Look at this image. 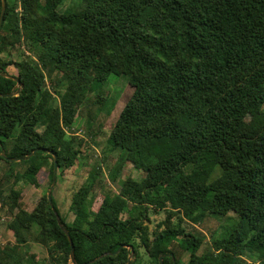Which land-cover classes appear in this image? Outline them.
Listing matches in <instances>:
<instances>
[{
	"label": "trees",
	"instance_id": "1",
	"mask_svg": "<svg viewBox=\"0 0 264 264\" xmlns=\"http://www.w3.org/2000/svg\"><path fill=\"white\" fill-rule=\"evenodd\" d=\"M113 73L126 76L131 93L107 141L141 178L126 179L92 210L93 169L71 195L68 223L52 189L50 202L45 195L32 211H17L9 224L15 242H27L37 225L51 257L57 248L64 262L67 231L79 264H126L131 250L134 264L137 240L156 264L160 255L163 264H180L183 252L186 264H246L241 257L253 253L264 264V0H5L0 154L26 164L16 178L32 182L47 168L51 185L76 163L80 150L67 129L86 91ZM149 208L167 213L151 240ZM229 212L236 226L202 253V238L168 225L174 214ZM3 249L0 264H22L15 249Z\"/></svg>",
	"mask_w": 264,
	"mask_h": 264
},
{
	"label": "rangeland",
	"instance_id": "2",
	"mask_svg": "<svg viewBox=\"0 0 264 264\" xmlns=\"http://www.w3.org/2000/svg\"><path fill=\"white\" fill-rule=\"evenodd\" d=\"M66 3L59 6L58 11L61 12L67 5ZM19 51L24 53L22 47L19 48ZM11 56L14 60H18L14 50H11ZM27 56L29 55L27 54ZM6 71L14 76L16 74V69L13 66H8ZM45 81L47 87L51 88L47 76H45ZM53 86H56L55 82ZM91 86L92 88L85 93L71 128L67 129V137L74 138V147L80 150V154L76 163L62 171L60 179L54 182L52 187L60 215L65 218L67 223L73 218L72 213L68 210L71 195L87 180L93 169L99 167L98 177L93 185L92 210L100 204L104 197L118 193L126 179L137 181L141 178V174L133 168L132 164L125 161L124 153L113 149L107 141L110 126L131 93L126 76L113 73L104 85ZM261 113H264V108ZM35 129L37 132H41L43 125L37 124ZM11 163L8 165L0 161V247L7 252L9 249H15V254L22 259V264L33 263L29 259V255H33L34 260H42L46 264H71L69 260L64 262V252L57 248L52 250L51 257L46 250L45 240L37 225L30 228L31 236L29 238H27L26 232L27 242L22 245L15 242L14 231L9 227V224L19 209L26 212L32 211L39 199L47 195L50 184L47 168L41 169L34 181L27 182L20 176L15 177L16 174L20 175L23 172L26 164L20 163L18 160ZM10 190L16 192L17 197L13 196ZM127 208L129 205L126 206ZM126 216V212H124L121 217L125 218ZM166 216L165 210H154V208L147 210L148 219L145 221V226L148 229L150 240L153 232L159 229L158 225L165 221ZM170 217L168 225L179 224L185 232L204 240L198 253L204 252L211 245V238L214 236L218 238L226 236L229 231L234 229L238 221V217L233 212H229L225 216L196 213L193 219L182 220L176 214ZM221 224L224 225V228L220 227ZM136 247L138 256L134 264H156L138 240ZM256 254H245L241 257V262L257 264ZM179 256L180 264H186L189 253L183 252Z\"/></svg>",
	"mask_w": 264,
	"mask_h": 264
},
{
	"label": "water",
	"instance_id": "3",
	"mask_svg": "<svg viewBox=\"0 0 264 264\" xmlns=\"http://www.w3.org/2000/svg\"><path fill=\"white\" fill-rule=\"evenodd\" d=\"M4 12H5V0H1L0 27H1L2 22H3ZM4 76L7 77V78H11V79H13V80L16 82V86H17L18 88H21L22 85H21V83L19 82L18 79L13 78V77H10L9 75H4ZM0 95H1V94H0ZM12 95H13L12 93H8V94H6V96H12ZM49 153L51 154V156H52V158H53V173H54V172H55V166H56V157H55V154H53V153H51V152H49ZM0 155H1L2 158H4L5 160H7V161H9V162L17 161V160H18L17 158H8V157L4 154V152H1ZM30 155H31V154H30ZM53 183H54V182L51 183V185H50V187H49V192L47 193V199H48L49 202H50V199H51V197H50V191H51V189H52V187H53ZM55 218H56V221H57V223H58V222H59V216H58L57 213H55ZM64 234L66 235V238H67V240H68L69 247H70V250H69V261H70L71 264H79V263L76 262L75 257H74L73 244H72V240H71V238H70V236H69V233H68L67 231H64ZM121 247H125V245H122ZM121 247H120V248H121ZM130 248H131V247H130ZM132 256H133V251L131 250L130 255L127 257V262H126V264H128V261L131 259ZM168 256L172 258V254H168ZM162 258H163L162 255L158 256L159 264H163V263H162ZM88 263H89V262H86V263H80V264H88Z\"/></svg>",
	"mask_w": 264,
	"mask_h": 264
}]
</instances>
